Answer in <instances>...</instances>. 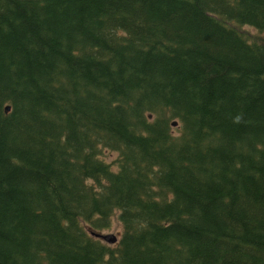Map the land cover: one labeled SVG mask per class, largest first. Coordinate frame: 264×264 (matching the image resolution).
<instances>
[{"label":"trees","instance_id":"trees-1","mask_svg":"<svg viewBox=\"0 0 264 264\" xmlns=\"http://www.w3.org/2000/svg\"><path fill=\"white\" fill-rule=\"evenodd\" d=\"M0 264H264V0H0Z\"/></svg>","mask_w":264,"mask_h":264},{"label":"rangeland","instance_id":"rangeland-1","mask_svg":"<svg viewBox=\"0 0 264 264\" xmlns=\"http://www.w3.org/2000/svg\"><path fill=\"white\" fill-rule=\"evenodd\" d=\"M244 30L248 31L249 33H253V30L249 28H244ZM116 214L117 212H114V214L111 217H116ZM119 231H120V225L115 220H113L111 224V230H107V231L103 230V232L106 234H102V235L116 236L117 234H119Z\"/></svg>","mask_w":264,"mask_h":264},{"label":"water","instance_id":"water-1","mask_svg":"<svg viewBox=\"0 0 264 264\" xmlns=\"http://www.w3.org/2000/svg\"><path fill=\"white\" fill-rule=\"evenodd\" d=\"M4 110L5 111H8V107H5ZM171 126H175V123L173 122ZM98 237H100L101 239L105 240L106 242H108V241H114V238L112 236L99 235Z\"/></svg>","mask_w":264,"mask_h":264}]
</instances>
